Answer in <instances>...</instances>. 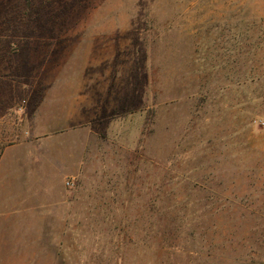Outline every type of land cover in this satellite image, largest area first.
I'll list each match as a JSON object with an SVG mask.
<instances>
[{
  "label": "rangeland",
  "instance_id": "rangeland-1",
  "mask_svg": "<svg viewBox=\"0 0 264 264\" xmlns=\"http://www.w3.org/2000/svg\"><path fill=\"white\" fill-rule=\"evenodd\" d=\"M43 134L56 264H264V0H0L2 143Z\"/></svg>",
  "mask_w": 264,
  "mask_h": 264
},
{
  "label": "crops",
  "instance_id": "crops-1",
  "mask_svg": "<svg viewBox=\"0 0 264 264\" xmlns=\"http://www.w3.org/2000/svg\"><path fill=\"white\" fill-rule=\"evenodd\" d=\"M45 133V132H43ZM0 135V264H56V245L45 241L54 204L67 194L53 190L52 147L43 136L4 145ZM77 167V166H76ZM55 176L72 173L65 167Z\"/></svg>",
  "mask_w": 264,
  "mask_h": 264
}]
</instances>
